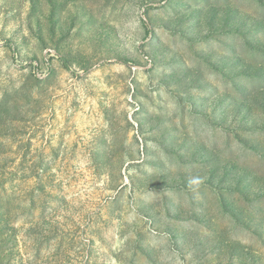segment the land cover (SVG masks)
Wrapping results in <instances>:
<instances>
[{
    "label": "rangeland",
    "instance_id": "rangeland-1",
    "mask_svg": "<svg viewBox=\"0 0 264 264\" xmlns=\"http://www.w3.org/2000/svg\"><path fill=\"white\" fill-rule=\"evenodd\" d=\"M0 264H264V0H0Z\"/></svg>",
    "mask_w": 264,
    "mask_h": 264
}]
</instances>
